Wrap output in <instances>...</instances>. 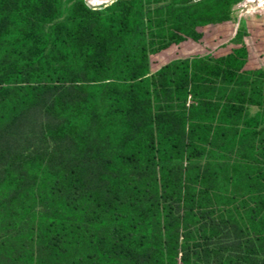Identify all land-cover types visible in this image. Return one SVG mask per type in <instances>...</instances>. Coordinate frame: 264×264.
I'll use <instances>...</instances> for the list:
<instances>
[{"label":"trees","instance_id":"1","mask_svg":"<svg viewBox=\"0 0 264 264\" xmlns=\"http://www.w3.org/2000/svg\"><path fill=\"white\" fill-rule=\"evenodd\" d=\"M10 1L18 2L20 8L8 6ZM138 1L118 0L102 10L77 5L65 22L54 24L56 17H50L49 12H57L58 1L52 7L48 0H0L1 61L8 67H0V85L8 86L0 89L5 92L0 94L1 125L12 128L26 115L32 119L41 114L42 119L36 117L33 121L45 127L49 137H61L74 148L73 159L60 153L53 156L54 162L46 161L45 156L23 159L29 163L27 166L38 168L24 170L36 179L37 185L44 189L47 181L53 183L52 194L57 185L72 177L76 191L85 188L94 179L83 175L88 170L85 162L103 156L109 143L121 146L122 153L127 154H117L121 161L133 168L136 163L143 167L141 178L135 175L138 169L125 176L121 190L133 196L158 194L162 190L175 196L174 202L183 203L180 212L187 208L184 215L179 212L177 217L163 211L159 233L143 234L141 219L135 218L138 198H130L118 207L117 199L111 203L110 197L101 196L99 187L94 189V195L88 192L82 196L81 210L88 209L93 216H106L113 222L129 217V236L140 238L139 245H151L157 238L159 247L174 250L179 230L196 227L208 215L204 225L211 232L201 238L204 243L214 247L219 240H231V246L223 249L238 245L247 253L257 252L255 245L259 243L264 253V140L256 141L254 131L246 135V128H254L249 126L251 120L237 101L225 115L223 107L203 103L210 95L205 86L191 87L182 82L188 80L187 64L191 63H181L186 65L183 72L179 64L172 63L149 76L145 63L155 37H148V28L155 27ZM51 23L47 31L46 26ZM8 47L12 49L5 52ZM230 59L234 61L229 56L226 62ZM24 65L35 69H22ZM200 87L204 91L197 96ZM188 97L201 99L186 108ZM175 101H182L181 105L174 106ZM92 136L99 145L90 158L85 155L89 147L83 137ZM111 162L105 160L107 165ZM24 181L22 177L17 179V192ZM115 181L110 179V185L104 184L117 190ZM27 195L21 192V203ZM91 199L93 204L89 203ZM74 201L75 198L65 206L78 208ZM14 202L19 207L17 199ZM85 202L88 206H84ZM19 208L24 211L21 205ZM3 210L10 214L12 206ZM84 232L82 239L91 248L105 244L107 234L99 237L88 234L86 229ZM215 238L217 242L213 243ZM108 242L121 246L115 237ZM204 252L209 254L210 248ZM121 255L115 248V256L122 258Z\"/></svg>","mask_w":264,"mask_h":264},{"label":"rangeland","instance_id":"2","mask_svg":"<svg viewBox=\"0 0 264 264\" xmlns=\"http://www.w3.org/2000/svg\"><path fill=\"white\" fill-rule=\"evenodd\" d=\"M48 1V5L52 7H55L56 1L59 2L57 12H49L50 17L55 15L53 23L57 24L65 22L71 9L77 5H84L91 10H102L118 0ZM140 1L143 3L144 15L151 20V26L155 27L148 28V37H155L152 39L155 44L148 47L145 63L149 76L156 75L163 67L172 63L179 64V70L183 72L182 67L186 65L182 66L181 63H191L187 64L191 80L188 77V80L182 79V82L186 81L191 87L205 86L210 95L203 103L223 107L222 112H226L225 115L228 114V107L235 105L237 101L247 119L251 120L249 126L254 128H246V135L247 132L254 131L256 141L264 140V0ZM8 6L20 8L18 2L10 1ZM51 26L52 23L46 26L47 31ZM151 38L147 39L148 43ZM11 49L12 47H8L5 52ZM2 53L0 52V67L7 69L1 61ZM229 56L234 61L230 59L226 62ZM21 68L35 69L34 66L25 65ZM2 88L8 86L0 85V89ZM202 91L203 87L197 89V96ZM4 93L0 91L1 96ZM200 99L188 97L185 101L186 108ZM181 102L175 101L173 104L179 106ZM42 105L47 106L45 103ZM134 109L138 110V106H134ZM168 114L176 116L177 113ZM36 117L42 119L41 114L32 119L26 115L12 128L11 125H1L0 122V264H264V253L258 247L259 243L255 245L257 252L248 253L246 249L238 248V245L227 247L228 250L223 249L231 246V240H219L220 244L217 243L214 247L213 244L204 243L201 238L209 236L211 232L204 225L208 223V215L196 227L179 230L173 250L171 247H159L157 238L151 245H139L140 238L131 239L129 236V217L113 222L106 216H93L88 209L81 210L82 196L88 195V192L94 195L97 187L101 196L110 197L108 201L111 203L116 198L115 205L118 207L130 198H138L140 203L135 218L141 219L143 234L159 233L158 225L164 216L163 211H168L172 217H177V213L181 211L183 203L174 202L175 196L162 193V190L158 194L136 196L121 190L120 184L126 180L125 176L134 171L133 169H138L134 172L141 178L143 167L136 163V168H133L132 164L129 166L126 161H121L117 154L122 157L127 154L122 153L119 145L109 143L103 156L90 159L87 163L82 158V165L85 162L84 165L88 168L83 175L94 178L88 181L85 188L79 187L76 191L74 185L77 184L72 177L57 185L55 194L50 191L52 182L47 181L42 189V186L35 183L36 179H32L24 171L26 168L36 171L38 168L27 166L29 163L23 159L45 156L46 161L54 162L55 154L60 153L73 159L75 157L71 152L75 151L61 137H49L45 127L41 128L33 121ZM91 133L93 135L94 132ZM44 138L45 142H42ZM83 140L86 147H89L85 155L91 158L90 155L94 154L99 141L95 136L83 137ZM106 159L112 162L107 165ZM78 172H81L79 167ZM170 175L174 178L173 173ZM19 177L25 181L20 183L21 189L17 192L15 188ZM110 179L112 182L116 179L117 190L105 186L111 184ZM8 186L11 190L7 189ZM21 192L28 194L24 198L26 203H21ZM74 198V204H79L78 208L66 207V202ZM15 199L19 207L21 205L24 209L23 212L14 202ZM87 202L83 203L84 206H88ZM94 202L93 199L89 201L90 204ZM9 205L12 206L10 214L3 210ZM178 206L180 207L177 208ZM185 209L179 215H184ZM85 229L88 234L92 232L99 237L107 234L106 241L103 240L105 244L93 248L85 244L82 239ZM198 236L199 240L189 241ZM111 237L121 242L119 248L108 242ZM216 242L215 238L213 243ZM206 247L211 251L207 255L204 252ZM115 248L121 252L122 258L115 256Z\"/></svg>","mask_w":264,"mask_h":264}]
</instances>
